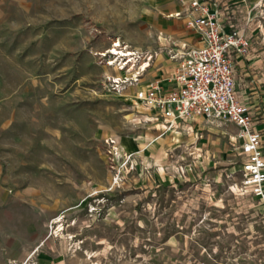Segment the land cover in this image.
<instances>
[{
	"label": "rangeland",
	"instance_id": "rangeland-1",
	"mask_svg": "<svg viewBox=\"0 0 264 264\" xmlns=\"http://www.w3.org/2000/svg\"><path fill=\"white\" fill-rule=\"evenodd\" d=\"M175 3L0 0V264H264L235 125L162 131L111 82Z\"/></svg>",
	"mask_w": 264,
	"mask_h": 264
},
{
	"label": "built area",
	"instance_id": "built-area-1",
	"mask_svg": "<svg viewBox=\"0 0 264 264\" xmlns=\"http://www.w3.org/2000/svg\"><path fill=\"white\" fill-rule=\"evenodd\" d=\"M181 2L186 12V26L197 35L198 44L184 46L179 52L170 54L169 58L177 62L172 76L167 79L172 86L165 88L162 81L155 80L139 87L138 71L126 81L117 76L111 82L120 90L128 82L127 87L133 89V102L141 106L148 113L147 120L162 131L182 128L197 116L207 121L234 124L239 140L235 148L240 157L242 182L264 203L262 134L256 129L249 107L234 94V57L245 55L249 42L228 21L217 0ZM114 47L126 50L115 43ZM131 53L134 64L143 54ZM123 58L120 56L117 61L119 71L128 69L120 64ZM150 58L151 55L147 57Z\"/></svg>",
	"mask_w": 264,
	"mask_h": 264
},
{
	"label": "crops",
	"instance_id": "crops-1",
	"mask_svg": "<svg viewBox=\"0 0 264 264\" xmlns=\"http://www.w3.org/2000/svg\"><path fill=\"white\" fill-rule=\"evenodd\" d=\"M181 1L177 0V3L164 8V13L167 16L159 18L152 16V20L155 18V45L152 48L129 49L125 47L126 50L145 53L147 57L151 55L150 59L145 56V59L140 61L141 64H145V71L149 70L150 66L153 67L158 55L164 53L168 57L172 53L179 52L184 46L198 44L197 35L186 26L184 16L186 12H184L185 8ZM217 1L228 21L234 28L242 32L249 42L247 53L234 57V94L249 107L256 129L264 137V0ZM178 13L180 15H177ZM168 59L172 65L169 70L166 72H163L162 69L153 70L147 77L141 73L143 70L139 63L138 86H144L155 80L162 81L165 88L172 86L167 79L172 76L177 62L169 57ZM203 120V117L197 116L188 125L178 129L188 135L198 134V127ZM229 137L238 139L237 130Z\"/></svg>",
	"mask_w": 264,
	"mask_h": 264
},
{
	"label": "bare ground",
	"instance_id": "bare-ground-1",
	"mask_svg": "<svg viewBox=\"0 0 264 264\" xmlns=\"http://www.w3.org/2000/svg\"><path fill=\"white\" fill-rule=\"evenodd\" d=\"M115 46H120V43L119 42L115 43ZM107 52H109L110 54H114L113 56L117 55V57H115L116 59L114 60V57H112L110 59V61L107 63V65H113L115 63V61L120 58V56H123L124 57L123 61H121L120 64H124L125 66H127L128 67V69H127L128 71H133L134 62H133V59L130 57V55H132V53H131V51H129V49H127V50L121 49L120 50L119 47H114L112 49H108ZM141 63H140V67H141L142 70H144L145 69L144 68L145 64L144 63L141 64Z\"/></svg>",
	"mask_w": 264,
	"mask_h": 264
}]
</instances>
